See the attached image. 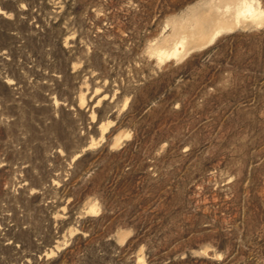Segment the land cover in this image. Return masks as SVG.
<instances>
[{"label":"rangeland","instance_id":"obj_1","mask_svg":"<svg viewBox=\"0 0 264 264\" xmlns=\"http://www.w3.org/2000/svg\"><path fill=\"white\" fill-rule=\"evenodd\" d=\"M218 1L0 0V264H264V22L201 42Z\"/></svg>","mask_w":264,"mask_h":264},{"label":"bare ground","instance_id":"obj_2","mask_svg":"<svg viewBox=\"0 0 264 264\" xmlns=\"http://www.w3.org/2000/svg\"><path fill=\"white\" fill-rule=\"evenodd\" d=\"M214 3H216V8L219 11L221 10L222 13L215 19L211 29H207L206 31V29L202 28V25L201 29L199 28L200 26L198 27L199 32L197 37L201 42L213 39L221 31L232 28L234 25L240 23L242 19H251L259 24L264 22V8L259 5V2L258 5H255L252 0H219L218 3ZM211 23L210 25H212ZM184 39L185 36H181L179 40L174 42L175 44L171 53L177 54L184 48V44L187 42ZM162 53L168 54L169 52L167 50L162 51Z\"/></svg>","mask_w":264,"mask_h":264}]
</instances>
